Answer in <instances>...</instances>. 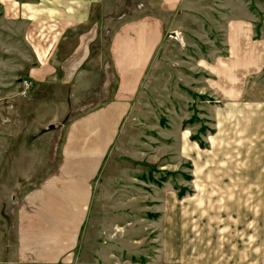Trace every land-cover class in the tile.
I'll use <instances>...</instances> for the list:
<instances>
[{"label":"rangeland","instance_id":"374dc122","mask_svg":"<svg viewBox=\"0 0 264 264\" xmlns=\"http://www.w3.org/2000/svg\"><path fill=\"white\" fill-rule=\"evenodd\" d=\"M161 1L101 0L87 92L69 99L66 86L48 83L46 110L41 89L20 104V117H0L3 253L14 252L12 206L45 171V141L50 166L49 145L73 118L67 109L83 114L110 97L100 85L88 101L110 71V37L125 22L160 15L163 39L93 182L72 264H264V0H182L175 13L162 12ZM242 25L239 53L259 50L262 68L253 60L235 77L228 43ZM220 74L237 84L226 87Z\"/></svg>","mask_w":264,"mask_h":264},{"label":"crops","instance_id":"0c3cea01","mask_svg":"<svg viewBox=\"0 0 264 264\" xmlns=\"http://www.w3.org/2000/svg\"><path fill=\"white\" fill-rule=\"evenodd\" d=\"M100 2L0 0V117L3 122L5 115L12 112L20 117V104L24 99L38 100L41 89L45 91L41 107L46 110L48 83L66 86L69 99L87 92L85 78L90 74L84 64L94 51L91 42L98 35L94 13ZM181 3L182 0H162L160 9L175 13ZM165 28L162 16L148 15L123 23L112 34L107 58L103 60V64L108 62L110 71L107 75L101 72L94 97L88 101L101 96L100 85H105L106 90L110 87V97L83 114L76 115L67 109L66 114L73 118L49 145V150L55 147L56 152V162L50 166L48 139L45 141L41 155L45 171L12 206L13 215H8V220L14 227V252L11 256L10 252L3 253L0 249V264L74 263L92 206L93 182L138 93ZM241 28L231 33L228 43L235 77H243L253 60H256L255 70L262 68V63L257 64L261 62L259 50L248 56L239 53L243 47L240 38L244 37L247 27ZM101 69L99 66L97 70ZM220 79L226 87L234 86L238 80L236 83L235 78L226 80L221 74ZM22 80L30 83L26 98L18 95ZM104 90L107 95L109 91ZM39 114L47 123L48 113Z\"/></svg>","mask_w":264,"mask_h":264},{"label":"built area","instance_id":"2783aa9c","mask_svg":"<svg viewBox=\"0 0 264 264\" xmlns=\"http://www.w3.org/2000/svg\"><path fill=\"white\" fill-rule=\"evenodd\" d=\"M29 87H30V83L27 80H22L21 85H20V89L18 91V95L21 98H26L28 95Z\"/></svg>","mask_w":264,"mask_h":264}]
</instances>
